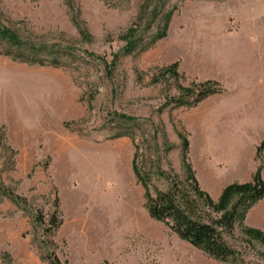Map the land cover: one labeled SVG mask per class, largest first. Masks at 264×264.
Instances as JSON below:
<instances>
[{
	"label": "rangeland",
	"instance_id": "rangeland-1",
	"mask_svg": "<svg viewBox=\"0 0 264 264\" xmlns=\"http://www.w3.org/2000/svg\"><path fill=\"white\" fill-rule=\"evenodd\" d=\"M263 140L264 0H0V264H261L264 194L223 233L234 261L145 195L193 177L217 204L258 168L264 186Z\"/></svg>",
	"mask_w": 264,
	"mask_h": 264
},
{
	"label": "trees",
	"instance_id": "trees-1",
	"mask_svg": "<svg viewBox=\"0 0 264 264\" xmlns=\"http://www.w3.org/2000/svg\"><path fill=\"white\" fill-rule=\"evenodd\" d=\"M135 33L136 31L130 28L122 35L126 42L124 52H129L135 46ZM116 59L117 55L114 57V60ZM211 84L207 81L199 86L201 89L196 94L195 104L218 91L212 88ZM263 148L264 140L257 148L258 156ZM190 179V185L172 181L166 190L157 191L155 194L147 193L145 195L147 212L152 218L165 224L179 238L201 249L214 259L234 261L236 252L228 245L223 233H229L235 221L242 220L247 210L263 196L264 186L260 168L255 172L252 182L228 185L217 204L208 194L200 190L193 177ZM9 197L18 201L17 196L9 194ZM235 197H237L236 202L228 209ZM205 207L223 212L218 218H211L207 211L204 212ZM50 222L53 226L59 225L54 216L51 217ZM51 230L49 228L47 231ZM246 232L264 240L257 230L246 229ZM51 264H60V262L53 256ZM261 264H264V261Z\"/></svg>",
	"mask_w": 264,
	"mask_h": 264
},
{
	"label": "bare ground",
	"instance_id": "bare-ground-1",
	"mask_svg": "<svg viewBox=\"0 0 264 264\" xmlns=\"http://www.w3.org/2000/svg\"><path fill=\"white\" fill-rule=\"evenodd\" d=\"M107 154V157L109 156V155H111L112 157H114L115 158V160H116V163H115V168H116V170L117 171H120L121 170V167L119 166V161L122 159L123 160V158H124V151H123V148H121V147H115V148H111V149H108V150H104L103 151V155L105 156ZM106 157V156H105ZM146 231H147V233L149 232V229L148 228H144ZM151 234H153V230L151 229V232H150Z\"/></svg>",
	"mask_w": 264,
	"mask_h": 264
},
{
	"label": "crops",
	"instance_id": "crops-1",
	"mask_svg": "<svg viewBox=\"0 0 264 264\" xmlns=\"http://www.w3.org/2000/svg\"><path fill=\"white\" fill-rule=\"evenodd\" d=\"M253 170L249 171V174L247 175L245 180L250 177V175L253 172ZM247 219H249V224L252 225L253 227H258V228L264 230V208H263V211L260 214V218H258V219L250 218V215H249V217Z\"/></svg>",
	"mask_w": 264,
	"mask_h": 264
}]
</instances>
